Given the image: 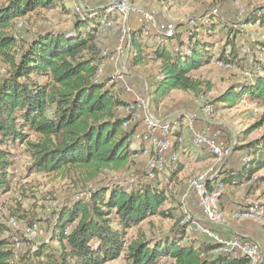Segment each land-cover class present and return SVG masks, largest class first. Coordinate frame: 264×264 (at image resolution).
Here are the masks:
<instances>
[{"label": "trees", "instance_id": "1", "mask_svg": "<svg viewBox=\"0 0 264 264\" xmlns=\"http://www.w3.org/2000/svg\"><path fill=\"white\" fill-rule=\"evenodd\" d=\"M62 4L64 0H0V66L6 65V74L0 78L2 194L11 190L13 150L19 144L25 145L30 155V172H74L87 181L105 171L124 169L144 151V144L134 143L133 131L123 127L126 115L120 111L127 102L115 88L98 80L103 61L101 23L104 19L115 21L120 15H107L103 8L85 16L76 11L70 32L49 30L25 43L14 35L19 19ZM246 21L264 28V11ZM191 24L186 31H180L184 25L176 26L166 44L153 32L144 35L141 28L132 34V63L140 65L152 58L159 65L161 79L155 84L158 106L174 91L199 95L208 83L193 73L211 62L234 67L240 63L243 30L212 12L193 18ZM217 35L225 36L226 41L219 51L211 41ZM248 50L252 55L243 60L252 80L229 87L216 100L219 105L233 108L244 97L264 102V40L251 44ZM181 121L177 139L182 137ZM189 141L190 150L184 151L188 157L214 159L211 152L197 149L191 138ZM183 143L175 141L176 152ZM240 148L249 150L252 159L241 171L224 173L220 179L225 186L246 183L264 169V136ZM181 170L175 158L162 169H154L147 181L102 185L65 204L56 212L50 241L21 257L16 255L8 227L0 223V264H107L121 257L124 264H251L247 258L222 253L208 237L192 235L182 221L150 238L144 234L128 238L130 230L153 217L174 218L175 209L164 207L173 197L168 184ZM258 179L264 183V177Z\"/></svg>", "mask_w": 264, "mask_h": 264}, {"label": "rangeland", "instance_id": "2", "mask_svg": "<svg viewBox=\"0 0 264 264\" xmlns=\"http://www.w3.org/2000/svg\"><path fill=\"white\" fill-rule=\"evenodd\" d=\"M115 1L117 0H64V4L56 9L39 11L19 19L13 32L21 43L30 42L37 34L49 30L67 33L74 27L75 13L78 12V8L85 7V13H90ZM129 1L133 7L138 9L148 11L155 8L159 10L162 14L158 20L162 28L169 24L177 27L184 25L185 28L180 29V31H186L192 26L193 18L217 10L218 15L226 19L230 26L243 30V36L240 37L239 41L241 47L239 64L234 67L221 62H211L193 73L196 78L208 83V86L202 87V92L199 95L174 91L159 106L155 104V84L160 77L158 63L149 58L144 63L135 65L131 59L117 58L116 55L122 27H126L130 41L133 32L141 28L137 13L131 12L126 24L121 17H118L115 19L111 30L101 31L100 44L103 61L98 80L106 83L108 87L115 88L126 102L132 97L125 94L122 88L124 85L135 89L137 92H146L147 88H150L153 101L151 112L158 115L162 120H173L178 124L182 120L180 133L184 143L177 152L173 147L166 158L167 163L176 158L182 166V170L168 184L173 197L164 207V209H175L174 218L153 217L128 233V238H134L140 234L150 238L155 234L159 235L171 230L179 221H182L183 224L185 220H199L201 218L200 206L195 188L192 186V180L198 175L206 173L212 167H215L216 178H221L228 171L236 172L246 168L247 161L252 157L249 150H242L240 147L247 145V143L256 142L264 136V102L252 101L244 97L233 108H227L216 103V100L232 85H245L252 80L251 73L247 71V65L243 58L252 55V52L248 50L251 44L255 45L256 41L264 40V28L246 24V20L256 12L262 13L264 11V0ZM144 35L146 34L144 33ZM211 41L215 43L216 51H219L226 42L225 36L222 35H217L216 39ZM243 45L246 46L243 47ZM131 48L133 50V46ZM5 74L6 65H2L0 66V78ZM123 74L124 78L121 80L120 77ZM201 97L206 103L214 104L213 113H207L198 104L197 101ZM120 114L126 115L127 112L122 109ZM190 123H193L200 130L210 128L222 130L226 143L233 149V154L227 158L222 167H217L214 159L198 161L184 153V151L190 150L188 126ZM257 124L259 125L257 126ZM173 136L177 137L175 134ZM30 139L34 140V137L31 136ZM134 143L136 145L141 144L135 141ZM13 154L15 164L11 170V190L4 194L0 193V223L8 227V235L16 243L17 257L26 254L30 249L34 251L37 245L43 241L48 242L47 240L51 237L53 221L57 216L56 212L65 204L88 196L90 191L102 185L113 182L136 185L151 179L150 176H147L149 159L142 152L134 156L130 164L124 169L105 171L93 181H87L80 173L74 172L69 174L30 172L31 158L25 145H17ZM263 177L264 169L257 172L251 180L244 184L225 186V194L221 198L220 205L228 221L226 226L215 228V230L229 233L227 236L234 235L235 231L243 233L244 236L245 234L251 235L252 238L246 236L244 238L259 242L264 249V221L262 224H258L248 216L236 217L235 215L238 211L244 213L250 205L264 206V183H261L259 179L257 180V178ZM14 220L17 222L14 223ZM31 223L40 228V237L31 238L29 235L28 230ZM228 228L230 229L228 230ZM255 231L259 232L261 237L257 238ZM223 235L225 234L223 233ZM107 264H124V260L121 257Z\"/></svg>", "mask_w": 264, "mask_h": 264}, {"label": "built area", "instance_id": "3", "mask_svg": "<svg viewBox=\"0 0 264 264\" xmlns=\"http://www.w3.org/2000/svg\"><path fill=\"white\" fill-rule=\"evenodd\" d=\"M107 15H120L125 21L131 12L137 13L139 16V25L145 34L155 33L157 39L163 43H168L176 30V26L169 24L162 28L159 18L161 12L155 8L151 10H143L133 7L129 0H117L103 7ZM80 15L85 16V7L78 8ZM213 15H218V11L214 10ZM114 26V21L104 19L101 23L102 31H109ZM128 31L125 26L121 29V37L116 48L117 58L132 59L131 41L127 36ZM121 75L120 79L123 80ZM161 79V77H159ZM125 94L131 95L132 99L127 102L125 107L126 120L123 127L127 131H133L132 138L138 143L144 144V155L148 156L149 176L153 177L154 169H162L167 162V156L172 151L174 143L178 140L183 143V138L174 137L178 123L173 120L160 119L158 115L151 112L152 99L150 88L146 92H137L135 89L124 85ZM198 104L202 106L204 111L211 114L214 112V104L206 103L201 97ZM257 112V110H255ZM189 133L193 146L197 149H205L214 155L217 167H222L229 156L233 154V149L224 139L221 129H205L200 130L193 123L189 125ZM135 128V129H134ZM175 138V141L173 139ZM247 161V165H249ZM215 167L210 168L206 173L198 175L192 180V186L195 188L197 199L200 206L201 218L199 220H185L187 230L196 237H208L214 244L220 247V251L224 254L231 255L234 258H247L251 264H264V249L259 242L245 239L240 235L227 236L222 232L216 231L215 228L227 225V217L224 214L220 201L225 194V185L220 177L215 176ZM244 184V183H243ZM236 217L248 216L255 220L258 224L264 221V206L250 205L244 213L238 211ZM16 223L17 221H13ZM31 238L40 237L41 231L38 225H33L28 230ZM48 242L50 241L47 240Z\"/></svg>", "mask_w": 264, "mask_h": 264}, {"label": "crops", "instance_id": "4", "mask_svg": "<svg viewBox=\"0 0 264 264\" xmlns=\"http://www.w3.org/2000/svg\"><path fill=\"white\" fill-rule=\"evenodd\" d=\"M133 84V83H132ZM230 226V225H229ZM231 227V226H230ZM230 228H228V230H229ZM222 233H224L225 235H227V234H229V233H225V232H222ZM232 233V232H231ZM253 233H254V230H253ZM240 235V236H242V237H249V238H252L253 236H251V235H247V234H245V236H244V234L242 233H240V232H238V231H235V233H234V235ZM260 233L259 232H256L255 231V236L258 238V237H261L260 235H259ZM234 235H231V236H234Z\"/></svg>", "mask_w": 264, "mask_h": 264}]
</instances>
